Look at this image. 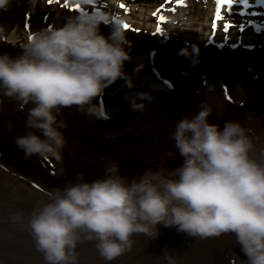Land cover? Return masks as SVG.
Here are the masks:
<instances>
[{"label": "clouds", "instance_id": "9594fccd", "mask_svg": "<svg viewBox=\"0 0 264 264\" xmlns=\"http://www.w3.org/2000/svg\"><path fill=\"white\" fill-rule=\"evenodd\" d=\"M25 0H0V12ZM82 8L87 0H73ZM47 0H27L31 12ZM110 19L104 10H84L65 17L59 26L41 28L15 55L0 52V97L28 109V131L13 143L25 158L62 160L66 138L62 109L97 120L109 119L97 103L106 88L125 78L131 47L121 24L109 35L101 25ZM0 24V41L7 40ZM145 99L151 100L148 94ZM145 103H132L143 112ZM195 115L174 122L169 139L183 158L179 167L128 177L115 161H107L102 178L56 189L49 202L35 208L27 228L46 264H77L78 244L96 242L109 264L130 251L134 238H157L160 226L175 227L193 239L230 234L245 259L242 264H264V144L258 143L239 121L221 127L210 123L212 109L197 103ZM38 133V134H37ZM82 176V174H81ZM22 222V217H13ZM169 264L171 257L164 253Z\"/></svg>", "mask_w": 264, "mask_h": 264}, {"label": "rangeland", "instance_id": "374dc122", "mask_svg": "<svg viewBox=\"0 0 264 264\" xmlns=\"http://www.w3.org/2000/svg\"><path fill=\"white\" fill-rule=\"evenodd\" d=\"M47 3H49V0H47ZM52 3L66 8H73V6L76 5L73 3V0H53ZM185 3L186 6L181 7L175 2L169 3L168 0H94L93 4H89L87 8H83L84 10H104L110 16L108 22L113 25L117 23V19H119V21L127 23L131 30L154 34L158 37H169L173 41L189 42L196 46L195 51L185 52L181 49L171 54H158L154 58L150 56V53H147V67L142 76H135V71H133L134 68L132 64L137 56L136 52H134V55H131L132 59L125 63V72L127 73V76L117 80L106 88L105 105L108 113L119 114L122 112L128 100L137 94L135 93L137 90H145L144 94H148L152 98L151 100L145 99L144 97L142 100L137 98V103L146 104L145 110L143 112L133 111V113H129L127 118L124 119V127L120 126L117 131H115L119 133H134L135 128L139 127L134 134H144V138H147L143 139L141 144H139L140 141L135 142L137 148L144 149V151L138 152L140 155L138 159L144 164L143 166L146 165L143 161L154 162L156 160L155 162H158V160H161L163 163L168 156H170L169 153H171L167 148L168 145H166L167 147L164 149L163 146H161L157 150L148 147L149 144L154 146L155 143L151 140V137H153L152 126L148 124L147 120H141L147 114V107L151 106L154 111L159 112L163 120L166 118L168 119V116L171 118L178 116L174 119V122L183 114L189 117L195 115L197 112L196 105L191 106L190 108H183L176 104L175 100L170 99V96L160 95V93L169 92V88L166 85H170L171 88L174 87V90L176 89L179 92H185L191 89L190 92L192 94L199 97L203 103L211 107L212 112L209 117L218 118L222 116L224 112V97L222 96V92L216 93V91L213 92L210 87H207L206 82H203L205 79L202 78L201 72L199 71L202 66V62L199 61V58L201 59L200 55H203L206 52L203 49L205 46L204 44L208 42L211 34L215 33V40L220 43L226 42V45L230 46V48L233 46V43H238L240 44V47L251 45L260 50H264V0H248V3L246 4L244 3V0H238L231 11L225 7L222 11V15L227 17L226 20L228 18L231 19L232 21L229 22V24L234 25L228 29V31H225L223 29L225 27L222 26V24H226L225 19L218 22L217 26L221 27L220 29L215 30L212 27L216 14L215 9L217 8L216 0H185ZM121 4H124L126 7L121 8ZM172 9H175V11ZM243 9L247 14L244 17L239 14ZM157 12L166 17V22L162 23L159 16L154 15V13ZM233 13H236L234 18L232 15ZM8 18L10 19L6 21L7 27H5L6 33L8 34L7 40L0 41V46L5 45L8 46V48L21 50V45L26 43L28 38H30L34 32L43 28L42 24L37 23L34 24L33 30L29 31L24 27V24L19 25L13 15H9ZM38 21L39 20L37 19L36 22ZM158 27L163 28V35H160L157 32ZM13 35L17 37V40L14 43L11 40ZM247 38L249 39L247 40ZM243 68H237L238 70H241L243 80L246 78L247 80L256 82L255 77L249 75L251 72L246 70L247 68H245V70ZM256 68L258 72L259 70H264V61L258 62ZM147 76L151 77L148 81L145 79ZM231 81L233 83L232 93L234 96V98H232L236 103H239L241 99L244 100L245 98V88L248 91H252V87L240 79L233 78ZM155 83L161 86L164 85V87L162 89H157L158 92L153 91L156 92L153 93L151 86ZM137 97L140 96L138 95ZM188 98L189 101L193 100L190 97ZM194 104H197V102ZM29 105L32 106V104ZM74 108L76 107L74 106ZM20 109L21 107L16 101L8 99L0 101V121H2V118L9 113L10 117L12 116L11 118H13L11 122L7 123L6 127L8 128L4 127L5 124L3 125L4 131L6 130V132H9L10 130L12 133L10 135L11 139L9 140L10 146L12 147H16L13 143L16 137L25 135L28 131H31V129L26 127L27 116L19 113ZM84 115L85 114L81 113V116H79L83 118L81 119V124H79L77 122L78 116L72 114L71 116L73 118L71 119H73L74 124L69 125L65 131L72 134H81L82 132L84 134L89 133L91 140L92 137L95 138L96 135L98 137V134H100L101 139L104 141V139L110 135V132H105L106 130L103 132V130H101V132L98 133L94 126L95 118ZM12 121H14V123H12ZM242 125L246 127L251 134H253L252 131L255 135L263 134L262 132H264L263 126L255 118H250L249 121L247 119L242 120ZM171 129L173 131V128ZM156 130V127H154V132ZM0 139H2L1 136ZM79 141L78 143L72 142L69 145L74 148V156H72L71 159L68 160L63 155L64 161H58L55 164L53 169L57 171V174L65 175L66 172L72 173L75 171V154L77 152H82L81 141ZM66 145L63 149L65 151L68 147ZM173 150H176V148H173ZM90 155L91 154H87L85 164L82 166L84 170L82 176L88 182L102 178L104 175L100 173L101 175L98 176L96 171L101 166L100 163H98L99 159L96 155ZM109 160L115 162L118 161L116 162L118 165L120 163L116 157L108 158V161ZM3 165L4 164L0 159L1 173H9L12 175L27 192H33V196L38 197L41 201L49 202L50 193L58 189L52 185H48L43 179L42 181L37 180L36 178L30 179L22 177L18 172L16 174L15 171ZM53 165L54 164H52V166ZM119 168H121V165H119ZM16 169L19 170V168ZM20 171L23 170L20 169ZM62 187L64 188L65 185ZM0 202L4 201L0 200ZM180 234L162 240L164 245L159 244L154 247L147 245L146 253H142L141 255H138L140 252L139 249L134 250V254L131 257L125 254L126 256L123 257H130V259L124 260V258H122V260L123 262L126 261L125 263L130 261L131 263L129 264H169V261L165 259L164 253H167V255L171 257L173 264H242L245 259L241 250H234V248L236 249L238 246H235L234 237L230 234L221 235L222 241L214 237H211L214 240L210 239V237L206 239H193L186 234ZM141 247L145 248L144 246ZM129 254L131 255V253ZM89 260L91 261L90 263ZM98 260L101 261L96 262ZM77 261L79 260L77 259ZM96 261L93 258H86L77 263L102 264L105 260L99 255L97 256Z\"/></svg>", "mask_w": 264, "mask_h": 264}, {"label": "bare ground", "instance_id": "6f19581e", "mask_svg": "<svg viewBox=\"0 0 264 264\" xmlns=\"http://www.w3.org/2000/svg\"><path fill=\"white\" fill-rule=\"evenodd\" d=\"M11 38L13 43L17 40V37L14 35ZM146 63V57H140L135 61V76L143 75L147 67ZM150 78L149 76L145 77L146 81ZM153 85L155 87L157 84L155 83ZM163 87L159 85L155 88L162 89ZM257 142L264 144V138ZM0 200L4 201L0 202V264H46L44 254L36 247L34 239L27 228V221L30 219L31 213L35 208L41 207L47 202L34 197L33 192H27L12 175L1 172ZM17 215L22 217V222L14 221L13 217ZM170 233H173L175 236L179 234L175 227L165 228L163 225L160 226L159 236ZM145 237L151 238L144 234H138L134 238L133 245ZM210 239L214 240L211 237ZM151 240L153 239H149V242ZM91 242L96 244L95 241L91 240ZM84 250L78 252L79 261L77 262L90 258L89 255L83 257L90 253ZM234 250L239 251L240 248H234ZM116 260L111 263L114 264Z\"/></svg>", "mask_w": 264, "mask_h": 264}, {"label": "snow or ice", "instance_id": "6c2138e0", "mask_svg": "<svg viewBox=\"0 0 264 264\" xmlns=\"http://www.w3.org/2000/svg\"><path fill=\"white\" fill-rule=\"evenodd\" d=\"M53 0H49V3H52ZM88 4H93L94 3V0H87ZM169 3H173L175 2L178 6H186V3H185V0H168ZM238 2V0H216V5H217V8H216V15H215V22L213 24V28L215 29L217 27V23L219 21H221L222 19H224L223 15H222V11L225 7H227L230 11L233 9V6ZM244 3H248V0H244ZM67 6V5H65ZM121 8H125L126 6L124 4H121L120 5ZM173 11H175V9H172ZM72 11H84V9L79 5V4H76L73 6L72 8ZM154 15H158L159 16V19L160 21L163 23V22H166V17L163 16V15H160L159 12L157 13H154ZM117 23H120L122 24V27L125 28V29H129L130 26L127 24V23H124L122 21H119V19H117ZM234 25L232 24H227L225 25V31H228V29H230L231 27H233ZM157 32L160 34V35H163V28H160L158 27L157 28Z\"/></svg>", "mask_w": 264, "mask_h": 264}, {"label": "trees", "instance_id": "16d2710c", "mask_svg": "<svg viewBox=\"0 0 264 264\" xmlns=\"http://www.w3.org/2000/svg\"><path fill=\"white\" fill-rule=\"evenodd\" d=\"M20 7H21V6H20ZM16 10H18V8H17Z\"/></svg>", "mask_w": 264, "mask_h": 264}]
</instances>
